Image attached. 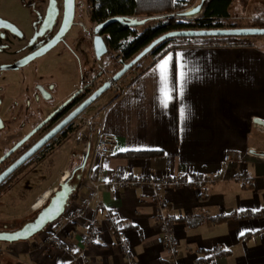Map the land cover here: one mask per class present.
I'll return each mask as SVG.
<instances>
[{"label":"crops","instance_id":"1","mask_svg":"<svg viewBox=\"0 0 264 264\" xmlns=\"http://www.w3.org/2000/svg\"><path fill=\"white\" fill-rule=\"evenodd\" d=\"M169 57L164 82L158 65ZM115 97L97 119L98 136L115 138L112 155L93 145L76 198L48 225L60 224L65 251L41 260L40 234L8 245L9 264H264V47L176 49ZM150 178L202 185L161 190ZM119 179L134 184L109 183ZM156 196L175 218L171 247L159 237ZM92 224L97 243L87 246Z\"/></svg>","mask_w":264,"mask_h":264},{"label":"flooded vegetation","instance_id":"2","mask_svg":"<svg viewBox=\"0 0 264 264\" xmlns=\"http://www.w3.org/2000/svg\"><path fill=\"white\" fill-rule=\"evenodd\" d=\"M22 4L29 17L27 28L0 16V24L5 25L0 27V211L8 208L9 200L21 199L27 168H46L44 179L52 177V143L71 123L27 160L21 162L22 158L99 87L94 85L99 77L95 76L89 84L77 86L67 100L61 103L55 100L60 86L53 71L56 62H66L70 68H77L80 77L83 76L82 70L88 67L84 33L77 30L75 49L73 43L66 40L77 26L75 0L72 25L58 43L43 55L18 67L51 44L69 23L65 18L64 0H22ZM78 168L65 172L70 186H77L73 180L80 179L78 172L81 170ZM62 179L61 183L66 182ZM12 218L19 220L18 217ZM24 224H8L0 218V234L16 232ZM15 243L0 242V264H9L4 252L8 245Z\"/></svg>","mask_w":264,"mask_h":264},{"label":"rangeland","instance_id":"3","mask_svg":"<svg viewBox=\"0 0 264 264\" xmlns=\"http://www.w3.org/2000/svg\"><path fill=\"white\" fill-rule=\"evenodd\" d=\"M200 2L201 0H194L192 7L199 5ZM75 3V23L77 26L73 28L66 40L69 43L72 42V46L75 49V40L77 39L78 34L77 30L79 29L84 33L83 35L86 39L87 45L88 67L82 70L83 76L80 77V72L77 68H70L71 65L68 64L65 66L62 61L56 62L53 71H55L57 78L61 82L59 83L60 86H58V91L56 93L55 100L57 103L67 100L73 95V91L76 86L89 84L91 79L95 76L99 77L94 85L95 87L100 86L103 81L106 82L105 80L111 79L123 65L121 63L120 55L109 50L106 55L96 61L92 49V38L93 29L97 24L90 21V7L88 5V0H75ZM230 7V18L223 21L224 28H261L264 26V0H233ZM176 14L177 13L173 16H176ZM200 15L201 14H198L193 17H198ZM0 16L15 21L23 28H27L29 26V17L27 15V10L22 4V0H0ZM155 17L157 16H151L150 18L153 20H149L143 26L136 27V34H141L161 22L156 20L157 18ZM141 19H146V17H140L139 20ZM132 39L133 38L130 40ZM248 41L264 47V36L248 37ZM151 60L152 57L150 55L141 60L134 68L117 81L118 87L122 89L125 85L130 84L138 76L142 68H144ZM116 94H118L117 91L110 89L83 113H81L69 125V127L64 132L60 133L53 141L52 148L54 153L52 154L51 160L54 164L52 166V177L49 180L44 179V175L47 172L46 168L44 169L43 167H38L34 170V167H29L25 170L24 189L20 196L21 199H14L13 201L9 200L7 208L9 211L7 209H1L0 218L6 220L8 224L16 225L19 223H27L36 216L38 211L43 208L49 200V197L44 200L40 209H33L36 202L44 195L45 190L52 187H56V190H58L59 184L61 183L60 181L65 172L70 169L75 170L80 167L85 156L92 150L98 137L97 119L99 114L105 107L106 103H108L107 98L109 99ZM85 172V168L78 172L80 175L79 180L82 181ZM73 183L78 184V181L74 179ZM14 213L16 214L13 215ZM12 217H18L19 220L14 221V218ZM43 232L31 238L30 242L41 234L39 240H35V242L32 243L37 246L41 260L47 261L52 259L56 252L65 251L66 246L60 236L61 232L59 223L53 226L51 225L50 227L47 226ZM86 238L89 240L88 244L84 243ZM97 238L96 226L92 224L84 237L83 244L87 246L95 245L97 243ZM55 241H58L60 244L59 248L54 246L53 243Z\"/></svg>","mask_w":264,"mask_h":264},{"label":"trees","instance_id":"4","mask_svg":"<svg viewBox=\"0 0 264 264\" xmlns=\"http://www.w3.org/2000/svg\"><path fill=\"white\" fill-rule=\"evenodd\" d=\"M194 0H88L90 7V21L96 24L108 19L121 17L137 19L157 16L161 21L155 27L136 34L135 28L126 27L118 23L111 24L101 31L109 51L118 53L121 63L130 62L139 52L146 48L153 40L170 31L182 30H214L226 29L223 21L230 18L229 8L231 0H206L202 13L194 18L173 16L193 6ZM147 21V22H148ZM165 21V22H164ZM264 25V24H263ZM264 27V26H263ZM261 27V28H263ZM234 28V27H231ZM133 38L132 40H130ZM255 44L248 41V37H205V38H178L161 43L149 55L152 60L139 72L144 73L155 62L167 53L181 48H208V47H253ZM133 82V81H132ZM121 94H116L119 98ZM153 153H139V157L155 156ZM78 188L81 180L78 181ZM76 198V193L72 199ZM191 226V224H189Z\"/></svg>","mask_w":264,"mask_h":264},{"label":"water","instance_id":"5","mask_svg":"<svg viewBox=\"0 0 264 264\" xmlns=\"http://www.w3.org/2000/svg\"><path fill=\"white\" fill-rule=\"evenodd\" d=\"M204 1L201 0L199 5L191 7L185 11L177 13V17H182L189 19L193 16L202 13V8ZM64 7L66 17L68 18V25L60 32L57 38L52 41L46 48H44L39 53L30 57L25 63H21L19 66L27 64L29 61L43 55L46 51L56 45L59 41V38L62 37L66 31L71 27L73 14H74V0H64ZM1 21V20H0ZM148 19H125L121 17H115L106 20L103 23L97 24L93 29V38H92V49L93 54L96 60H100L101 57L107 54L108 48L104 39V36L101 34V31L106 29L108 26L114 23L120 25L135 28L143 26L146 24ZM264 36V28H230V29H214V30H182V31H170L167 32L155 40H153L146 48L139 52L130 62L122 65V68L116 72L111 80L113 82L119 81L125 74H127L132 68H134L141 60L147 57L157 46L161 43L178 38H205V37H258ZM17 68V67H14ZM110 89V83L104 82L97 89H95L79 106H77L63 121H61L42 141H40L27 155H25L21 162L27 160L34 152H36L40 147L43 146L47 141L58 135L67 125L72 123L81 113H83L87 108H89L94 102H96L100 97L107 93ZM85 156L82 165L78 168L80 170L85 168L86 164ZM78 185L76 187L70 186L67 181L59 185V189L56 190L51 197L49 198L47 204L41 208L36 214L35 218L23 225V227L16 232L0 234L3 237H9V239H0V242L15 243L28 241L33 238L35 235L43 232L45 228L59 219L65 212L67 206L69 205L73 195L77 192ZM38 230L32 232L31 230L37 228ZM11 237H17L16 239H11ZM27 237V238H25Z\"/></svg>","mask_w":264,"mask_h":264},{"label":"built area","instance_id":"6","mask_svg":"<svg viewBox=\"0 0 264 264\" xmlns=\"http://www.w3.org/2000/svg\"><path fill=\"white\" fill-rule=\"evenodd\" d=\"M110 83V89L117 91L118 94L122 93V89L118 87L117 82H113L111 79L105 80ZM109 89V90H110ZM115 146V138L112 135H99L94 145L93 152L100 156L112 155ZM146 184L150 185L154 189L166 190L169 188H177L182 185L192 186L195 188H200L202 185L201 181L188 180L182 183L179 179H156L150 178L144 181ZM114 187H127L134 184L129 179H119L112 180L109 182ZM156 209H157V228L159 231L160 240L169 245L170 247L174 245L175 241L172 237V225L175 222V218L168 211L167 203L162 199L161 196H156L154 198ZM252 213H248L247 216H251ZM85 244L89 243L88 238L84 241ZM54 246L59 248L58 241H55Z\"/></svg>","mask_w":264,"mask_h":264},{"label":"snow or ice","instance_id":"7","mask_svg":"<svg viewBox=\"0 0 264 264\" xmlns=\"http://www.w3.org/2000/svg\"><path fill=\"white\" fill-rule=\"evenodd\" d=\"M69 2H70V0H69ZM173 2H176V0H173ZM4 26L5 25L0 24V27H4ZM170 60H171V57L163 60L162 63L160 65H158L159 71L161 73V80L164 82L167 81V72H168V66H169ZM162 97H163V99H162L161 103L163 104L164 107H167L168 106V100H169L168 93L166 91L162 90ZM125 150L126 149H122V151H125ZM38 228H39V226H37V228L32 229L31 231L35 232L38 230ZM241 235H244V233H241ZM16 238L17 237H11V239H16ZM25 238H27V237H25ZM0 239H9V237L0 236Z\"/></svg>","mask_w":264,"mask_h":264},{"label":"bare ground","instance_id":"8","mask_svg":"<svg viewBox=\"0 0 264 264\" xmlns=\"http://www.w3.org/2000/svg\"><path fill=\"white\" fill-rule=\"evenodd\" d=\"M191 18H194V17H191ZM67 177H68V174H65L63 176V181H66L67 180ZM42 196V195H41ZM49 196V193L46 192L44 193V195L36 202V204L34 205V208L33 209H38L39 207H41L44 203V200H46Z\"/></svg>","mask_w":264,"mask_h":264}]
</instances>
